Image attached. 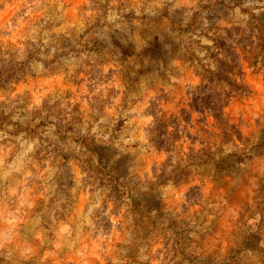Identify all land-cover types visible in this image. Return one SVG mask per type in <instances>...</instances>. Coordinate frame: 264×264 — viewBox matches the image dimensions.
<instances>
[{"label":"clouds","instance_id":"clouds-1","mask_svg":"<svg viewBox=\"0 0 264 264\" xmlns=\"http://www.w3.org/2000/svg\"><path fill=\"white\" fill-rule=\"evenodd\" d=\"M0 264H264V0H0Z\"/></svg>","mask_w":264,"mask_h":264}]
</instances>
